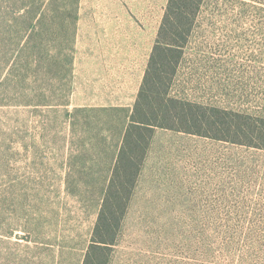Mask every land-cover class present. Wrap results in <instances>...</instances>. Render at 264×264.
Segmentation results:
<instances>
[{
    "label": "rangeland",
    "instance_id": "obj_1",
    "mask_svg": "<svg viewBox=\"0 0 264 264\" xmlns=\"http://www.w3.org/2000/svg\"><path fill=\"white\" fill-rule=\"evenodd\" d=\"M167 3L80 0L79 50L115 42L123 58L133 44L143 61ZM7 6L0 0V37L14 22L2 21ZM9 68L0 66V264H82L102 178L77 173L109 167L111 160H95L91 140L99 129L109 134L105 116L91 113L85 121L79 113L71 121L65 108L19 102L6 80ZM175 82L177 97L220 110L263 112L264 0H205ZM72 86L69 111L84 98L75 78ZM215 231L264 235V149L157 129L109 264H237L220 251V240L206 256Z\"/></svg>",
    "mask_w": 264,
    "mask_h": 264
},
{
    "label": "trees",
    "instance_id": "obj_2",
    "mask_svg": "<svg viewBox=\"0 0 264 264\" xmlns=\"http://www.w3.org/2000/svg\"><path fill=\"white\" fill-rule=\"evenodd\" d=\"M4 1L10 6L3 12L2 21L8 23V19H12L14 22L5 28L8 36L0 37V66L10 64L6 80L12 82L10 91L19 93V102L49 109L65 108L71 121L79 113L85 121L93 116L91 113L96 118L101 114L105 116V129L109 134L105 136L99 129L92 134L91 140L93 157L98 162L111 160L109 167L83 169L77 173L80 177L98 175L102 178L97 218L82 264L110 263L111 248L116 244L129 211L157 129L264 149V111L220 110L172 94L205 0H168L140 90L129 112L124 107L68 110L74 80L80 0ZM13 10L22 13L11 15ZM25 83H29V89ZM220 112L227 116L220 117ZM220 131L228 134L220 135ZM87 150L79 149L84 156L89 153ZM201 238L203 241V236ZM207 239L206 256H212L214 249L209 250V246L214 247L215 241L220 240V251L237 259V264H264L263 234L215 231ZM235 239L243 243L242 247H237Z\"/></svg>",
    "mask_w": 264,
    "mask_h": 264
},
{
    "label": "crops",
    "instance_id": "obj_3",
    "mask_svg": "<svg viewBox=\"0 0 264 264\" xmlns=\"http://www.w3.org/2000/svg\"><path fill=\"white\" fill-rule=\"evenodd\" d=\"M96 45L97 43H94L92 49L81 51L79 50V42L77 43L74 78L77 94L79 96L82 94L84 98L74 108H132L140 90L149 57L147 56L142 61L140 51L133 44L128 45V52L124 51L123 58L120 48L116 49L115 42H101L99 50L95 49ZM90 91L95 92V95L99 93L100 97H88L87 92ZM72 104L73 100L69 106Z\"/></svg>",
    "mask_w": 264,
    "mask_h": 264
}]
</instances>
